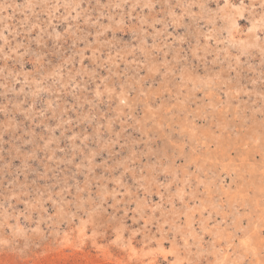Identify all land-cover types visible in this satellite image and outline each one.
Segmentation results:
<instances>
[{"label":"rangeland","instance_id":"1","mask_svg":"<svg viewBox=\"0 0 264 264\" xmlns=\"http://www.w3.org/2000/svg\"><path fill=\"white\" fill-rule=\"evenodd\" d=\"M0 264H264V0H0Z\"/></svg>","mask_w":264,"mask_h":264}]
</instances>
